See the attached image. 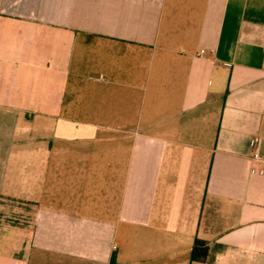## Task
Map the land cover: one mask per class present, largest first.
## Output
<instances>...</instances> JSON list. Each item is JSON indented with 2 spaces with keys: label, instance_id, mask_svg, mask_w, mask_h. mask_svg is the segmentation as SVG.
Masks as SVG:
<instances>
[{
  "label": "crops",
  "instance_id": "0c3cea01",
  "mask_svg": "<svg viewBox=\"0 0 264 264\" xmlns=\"http://www.w3.org/2000/svg\"><path fill=\"white\" fill-rule=\"evenodd\" d=\"M0 264H264V0H0Z\"/></svg>",
  "mask_w": 264,
  "mask_h": 264
},
{
  "label": "trees",
  "instance_id": "16d2710c",
  "mask_svg": "<svg viewBox=\"0 0 264 264\" xmlns=\"http://www.w3.org/2000/svg\"><path fill=\"white\" fill-rule=\"evenodd\" d=\"M209 257L208 243L199 239H196L192 247L191 259L194 262H205Z\"/></svg>",
  "mask_w": 264,
  "mask_h": 264
},
{
  "label": "built area",
  "instance_id": "2783aa9c",
  "mask_svg": "<svg viewBox=\"0 0 264 264\" xmlns=\"http://www.w3.org/2000/svg\"><path fill=\"white\" fill-rule=\"evenodd\" d=\"M202 53H203V51H202ZM253 158H254V161H255V162H261V158H260V155H259L258 153H254ZM252 172H253V173H259V174H262L263 171H262V170H261V171H258V170H256V169H254Z\"/></svg>",
  "mask_w": 264,
  "mask_h": 264
}]
</instances>
